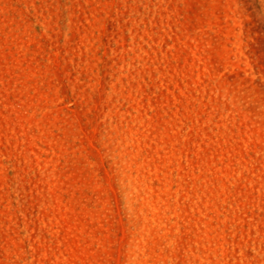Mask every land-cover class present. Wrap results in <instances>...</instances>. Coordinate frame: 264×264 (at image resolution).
<instances>
[{"label": "rangeland", "instance_id": "374dc122", "mask_svg": "<svg viewBox=\"0 0 264 264\" xmlns=\"http://www.w3.org/2000/svg\"><path fill=\"white\" fill-rule=\"evenodd\" d=\"M0 264H264V0H0Z\"/></svg>", "mask_w": 264, "mask_h": 264}]
</instances>
